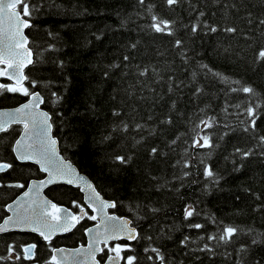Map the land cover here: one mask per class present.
<instances>
[{
	"label": "trees",
	"instance_id": "16d2710c",
	"mask_svg": "<svg viewBox=\"0 0 264 264\" xmlns=\"http://www.w3.org/2000/svg\"><path fill=\"white\" fill-rule=\"evenodd\" d=\"M32 2L40 3L41 7L33 15L34 27L26 34L37 61L31 79L40 83L30 91H39L46 98L42 108L53 118V134L58 138L61 154L90 177L104 197L119 202L113 211L131 219L144 236L153 237L151 242H133L135 252L132 254L140 257L141 264H151L144 253V248L151 243L161 249L171 264H181V261L183 264H237V249L246 244L249 251L245 261H264V243L251 245L253 237L264 241V154L257 140L252 138L264 135V118L258 121L255 133L243 131L247 126V117L243 114L247 104L258 101L264 105V64L254 63L249 47L264 44V25L259 23L264 19V0H219L218 3L192 0L206 13L204 19L221 27H236L235 35L218 32L192 36L183 27L195 18L187 3L175 12L159 9L161 15L177 19L176 38L185 41L187 64L173 47V37L160 36L147 27L150 13L138 0ZM149 2L159 4L160 0ZM132 44L136 47L132 48ZM49 45L54 46L52 50H48ZM124 56L130 59L124 61ZM201 64L231 81L252 86L257 96L249 98L243 93L226 92L227 88L239 85L224 84L210 73L206 74ZM137 65L154 68L156 72L150 71L147 77H141L137 74ZM170 84L172 91H169ZM25 86H28L27 81ZM197 87L203 91L195 96L193 92ZM53 92L62 97L58 104L54 103ZM25 99L22 93L0 91V107L15 106ZM227 105L231 107L224 112ZM200 109L229 127L209 130L219 145L214 150L198 149L199 156L189 150L192 167H174L186 147L183 140L188 136H181L175 151L168 142L188 132L189 121L195 122L198 116L205 114ZM116 111L122 115L114 116ZM149 116L152 119H148ZM169 116L173 123L162 124ZM121 120L131 126L139 123L147 127L141 132L116 131ZM150 129H156L155 135H149ZM19 130V125H13L7 134L0 133V160L11 161V143ZM222 135L223 139H219ZM141 136L144 141L136 144ZM153 146L165 155L150 156ZM237 146L252 147L256 154L241 159L234 155ZM209 152L207 163L219 177L218 182L206 179L204 166L199 163ZM118 155L132 159L121 165L115 161ZM30 171L26 165H15L8 173L11 178L4 177L10 184L11 181L24 182ZM183 171L190 175L184 177ZM65 187L59 189L54 199L59 203L70 200L81 203L78 190ZM14 194L0 189V209ZM186 206H193L200 213L193 222L204 224V229L197 231L187 227L183 211ZM152 207L160 211L153 214ZM212 218L245 230L250 228L252 235H241L234 244L216 248L214 256L191 251L204 243H214L207 240L208 235L217 231ZM88 223L90 221L82 220L71 235L60 240H64L66 246L79 244L82 229ZM186 235L195 241L187 248L180 244ZM201 236L204 239H200ZM28 237L17 232L1 234L0 256L7 255L9 243L25 244L29 242ZM55 239V245L65 244L58 236ZM37 255L39 264H45L50 252L39 246Z\"/></svg>",
	"mask_w": 264,
	"mask_h": 264
},
{
	"label": "snow or ice",
	"instance_id": "6c2138e0",
	"mask_svg": "<svg viewBox=\"0 0 264 264\" xmlns=\"http://www.w3.org/2000/svg\"><path fill=\"white\" fill-rule=\"evenodd\" d=\"M213 2L218 3L219 0H213ZM138 3L150 13V22L147 27L151 32L160 36L173 37V47L178 50L183 62L186 64L189 61V57L185 41L176 38L178 32L177 19L161 15L159 9L175 12L183 4L187 3L189 9L195 13V18L184 24L183 27L192 36H197L201 33L206 35L216 34L218 32L235 35L238 31L234 26L225 25L221 27L209 23L204 19L206 13L194 5L192 0H160L159 4H152L149 0H138ZM40 7V3H33L32 0H0V78H6L12 82L0 83V91L22 93L25 97L30 98L27 103L14 111L0 112V133L7 134L12 125L22 124L23 134L15 141V146L12 148L15 158L22 162L31 161L39 165V171L46 174V179L32 181L21 197L6 205V210L11 212V215L3 218V222L0 223V233L11 231L38 233L39 237L50 245L57 233L70 232L86 218L97 222L94 228L86 230L91 236L88 248L83 251L77 249L74 253H69L68 255L73 257L85 256L91 260V264H102V261L103 264H141L140 257L132 254L135 252L133 242L139 243L142 240L151 242L153 237L150 235L144 236L142 232L137 231V227L133 225L131 219L109 214L108 210L116 209L119 202L102 198L100 192L96 190L93 184L78 175L72 165L60 156L57 150L58 141L52 136L53 118L48 112L40 110V106L46 103V98L39 91H30V89L37 88L40 82L31 79V71L36 67L37 61L34 59L30 37L26 32L34 27L32 18L34 13L40 10ZM154 9H157V11H153ZM249 23H251L250 19ZM259 23L264 25V19L260 20ZM53 47L49 45L48 50H52ZM131 47L135 48L136 44H132ZM249 47L252 48L254 63L258 65L264 64V44L254 47L249 45ZM123 59L128 61L130 57L124 56ZM200 67L206 74L210 73L224 84L239 85L238 87L227 88L226 92L243 93L249 98L257 96V92L252 86L241 85L240 81H231L228 77L209 68L208 65L201 64ZM26 70H28L27 73ZM150 71L155 73L156 69L137 65V74L141 77H147ZM25 81L28 82V86H25ZM169 91H172L171 84L169 85ZM202 91L201 88L197 87L193 95L198 96ZM51 95L55 97L54 103L56 104L62 99L55 92L51 93ZM229 107L231 105H227L224 108V112H228ZM236 107L239 108L240 105H236ZM200 112L205 113V110L200 109ZM243 114L247 117V126L244 127L243 131L245 133H255L258 129V121L264 118V105L258 101H252L243 109ZM113 115L120 117L122 114L116 111ZM148 119H152V117L149 116ZM161 123L171 125L173 119L169 116L162 120ZM189 123L190 127L187 133L178 135L168 142L171 150L175 151L178 141H181V136H188V139L183 140L186 147L181 158L176 160L173 165L182 169L192 167V157L189 155V150L196 152V155L199 156V152L196 150H214L219 146L209 130H215L221 126L229 127L227 124L221 125V122L215 116H209L206 113L203 116H198L195 122L190 120ZM146 127L147 125L139 123L131 126L126 121L121 120L115 130L124 133H128L130 130L141 132ZM155 133L156 129L149 130V135H155ZM223 135H227V133ZM223 135L219 139H223ZM252 138L257 140L258 145L262 149L261 154H264V135L253 136ZM144 139L141 136L139 140H136V144H141ZM149 154L152 157L165 155L156 146L150 148ZM255 154L256 152L252 147L237 146L234 148V155H238L241 159H248ZM210 155L211 152L204 159H199V163L204 166L203 174L205 178L218 182L219 177L213 167L207 163ZM131 159V156L118 155L115 157V161L121 165L128 164ZM11 168H13L11 163L0 162V173H5ZM188 175H190L188 171H183L184 177ZM59 181L69 185L76 184L81 191L86 192L83 204L75 200L72 201V208L76 209L75 212L59 206L40 195L45 187L56 184ZM4 186L0 184V187ZM7 187L25 189L26 185L15 183L9 184ZM89 210L92 214H89ZM257 210H259V207ZM150 211L155 214L160 209L152 207ZM183 211L184 220L188 221V228L197 231L205 228L204 224L193 222V218L200 215L193 206H186ZM140 218L142 219L143 217ZM212 221L216 225L217 231L208 235L207 240L214 243H204L201 247L191 249V251L204 252L214 256L216 255V248L230 246L241 235H252L253 232L250 228L245 230L234 224H226L214 218H212ZM200 239H204V237L201 236ZM120 241H123V243H120ZM190 243H195V241L187 235L180 241L181 246L185 248L189 247ZM260 243H264V241H258L254 237L251 239V245ZM37 248L38 245L35 242L9 244L7 255L0 256V262L23 260L31 261L32 264H39ZM248 251L249 245L241 244L239 246L237 249V256L239 257L237 264H264V261L260 259L252 262L245 261L244 257ZM64 252V249L53 247L50 259L45 261V264H64L65 259H67L66 256H63ZM144 253L146 254V260L151 262V264H171L169 258L161 249L152 246L151 243L144 248ZM58 254L63 258H59ZM98 254H100V259H97ZM226 254L231 255V253ZM196 259L199 260L200 257L197 256ZM181 264H183L182 261Z\"/></svg>",
	"mask_w": 264,
	"mask_h": 264
},
{
	"label": "flooded vegetation",
	"instance_id": "af4514ba",
	"mask_svg": "<svg viewBox=\"0 0 264 264\" xmlns=\"http://www.w3.org/2000/svg\"><path fill=\"white\" fill-rule=\"evenodd\" d=\"M13 126V125H12ZM2 134V133H1ZM15 140V139H14ZM14 140L12 141L11 143V152H12V144L14 142ZM10 156V162H6L4 160H0V162H4V163H11L13 165V168L15 165H26L27 167L31 168V171L27 173V176L25 177V181H11L12 184H15V183H23L25 185H27L28 181L30 179H41L44 177V173L39 171V167L33 163H30V162H19L16 158H15V155L13 154V152L9 155ZM11 168V170L13 169ZM11 170L9 172H11ZM9 172H5V173H0V184L2 185H5L4 187H0V189H5L7 190L8 192L9 191H12L14 192V196L12 198H10L6 203H4V205H6L9 201H11L12 199H14L17 195H19L21 192H23L25 189H17V188H11V187H7V185L10 184V180L8 181L7 178L4 177V175H8ZM11 177H9L10 179ZM65 186H68V187H71L69 185H66V184H57V185H50L48 186L47 188H45L44 190V194L46 195V197H48L50 200H54V196L55 194L59 191V189L61 188H66ZM74 188V187H73ZM76 190V188H74ZM72 201L73 200H70L69 202H62L60 201L63 205L65 206H71L72 207ZM7 215V212L5 211L4 214L2 215V217L0 218V220ZM85 220V219H84ZM84 229H82V233H83V237L82 239L78 242V243H81V242H85V236H84ZM73 231V230H72ZM72 231L70 232H67V233H64V234H61L58 239L59 241H61L62 243H65L64 240H60L63 239V237H66L68 235H71L72 234ZM13 232H17V233H20V234H26V235H29V237L27 238V240H29L28 243H37L38 247L39 246H43L45 247V252H49L54 246V239L52 240V243L49 245L47 242L43 241L42 238L39 237V235L35 234V233H32V232H20V231H11L10 233H13ZM76 240V238H75ZM64 245H67L66 243Z\"/></svg>",
	"mask_w": 264,
	"mask_h": 264
},
{
	"label": "water",
	"instance_id": "95a60500",
	"mask_svg": "<svg viewBox=\"0 0 264 264\" xmlns=\"http://www.w3.org/2000/svg\"><path fill=\"white\" fill-rule=\"evenodd\" d=\"M2 79L7 80L6 78H2ZM10 82H11V81H10ZM0 83H3L1 79H0ZM29 99H30V98L27 97L26 100H24L23 102H21L20 104H18V105H16V106L0 107V112H10V111H14L16 108L22 107L25 103H27V102L29 101ZM42 106H43V104L40 106V110H42V111H46L45 109L42 108ZM46 112H47V111H46ZM49 115H50V114H49ZM22 134H23V128H22L20 134L18 135V137L16 138V140L19 139L20 136H21ZM52 136H53L54 138L57 139V137L53 135V131H52ZM16 140H15V141H16ZM57 141H58V139H57ZM14 146H15V142H14V144H13V147H14ZM13 147H12V148H13ZM57 150H58L60 156L63 157V155L60 153V149H59V141H58V144H57ZM13 153H14V152H13ZM14 155H15V153H14ZM63 158H64V157H63ZM64 159H65V158H64ZM65 161H66L67 163H70V164L72 165V167L76 170V172L78 173V175L84 177L85 180H87L89 183L93 184V186L95 187V185H94V183L92 182V180H91V179H90L85 173L80 172L79 169L77 168V166H76L75 164H73L69 159H65ZM29 162H30V163H33V162H31V161H29ZM33 164H35V163H33ZM35 165H37V164H35ZM37 166L39 167V165H37ZM44 174H45V173H44ZM42 179H46V174H45V176H44L43 178H41V179H31V180H29L27 186H28L32 181H38V180H42ZM59 183H63V184L69 185V184H67V183H64L63 181H59V182H57L56 184H59ZM52 185H53V184H52ZM48 186H50V185H48ZM48 186H47V187H48ZM70 186L78 187L76 184H72V185H70ZM47 187H45V188H47ZM45 188H44V189H45ZM78 188H79V187H78ZM95 188H96V187H95ZM44 189L42 190V192L40 193V195L43 196V197H45L46 199H48V198L45 196V194H44ZM26 190H27V187H26V189H25L24 191H26ZM96 190H97V188H96ZM24 191H23V192H24ZM79 191H80L81 194H82V200H83V203H84L85 198H86V192L81 191L80 188H79ZM97 191H98V190H97ZM23 192H22L21 194H19L17 197H15L12 201L8 202L7 204H9V203H13L14 200H16L18 197H21V196H22ZM98 192H99V191H98ZM100 194H101V193H100ZM101 197L104 198L105 200H108V199H106L105 197H103L102 194H101ZM48 200L51 201V202H53V203H55L54 201H52V200H50V199H48ZM109 201H111V200H109ZM7 204H6V205H7ZM59 206H62V207L68 208V207L63 206V205H59ZM68 209H69L70 211H72L70 208H68ZM5 210H6V206H5ZM6 211H7V210H6ZM108 212H109V211H108ZM7 213H8V215H11V212H8V211H7ZM109 214H113V215H116V216H118V217H122V218H128V217H126V216H119V215H117V214H115V213H110V212H109ZM8 215H7V216H8ZM4 218H5V217H4ZM128 219H129V218H128ZM2 222H3V219L0 221V223H2ZM96 223H97V222H95L93 225H91V226H89L88 228L85 229L84 233H85L86 241H85L84 244H80V245L73 246V247H65V246L56 247V248H58V249H64V250H65L63 256H66L67 259H65L64 264H91V260H90V259H87L85 256H74V257H73V256L68 255V254H69V253H74L75 250H77V249H81L82 251H83V250H87L88 245H89L90 240H91V236L87 233L86 230L89 229V228H94V226H95ZM63 233H66V232H63ZM63 233H57L56 235L63 234ZM0 234H2V233H0ZM36 234H38V233H36ZM56 235H55V236H56ZM97 256H98V255H97ZM58 257H59V258H63V257H60L59 254H58ZM97 259H98V258H97ZM102 264H103V263H102Z\"/></svg>",
	"mask_w": 264,
	"mask_h": 264
},
{
	"label": "rangeland",
	"instance_id": "374dc122",
	"mask_svg": "<svg viewBox=\"0 0 264 264\" xmlns=\"http://www.w3.org/2000/svg\"><path fill=\"white\" fill-rule=\"evenodd\" d=\"M0 211H1V214H0V217H2V215L4 214V212L6 211L5 210V205L3 204V206H2V208L0 209ZM2 234H4V233H2ZM1 235V234H0ZM9 244H13L12 242L11 243H9ZM8 244V245H9Z\"/></svg>",
	"mask_w": 264,
	"mask_h": 264
}]
</instances>
